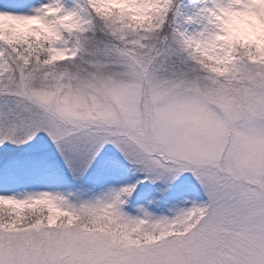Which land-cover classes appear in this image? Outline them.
I'll list each match as a JSON object with an SVG mask.
<instances>
[{
  "label": "snow or ice",
  "instance_id": "obj_1",
  "mask_svg": "<svg viewBox=\"0 0 264 264\" xmlns=\"http://www.w3.org/2000/svg\"><path fill=\"white\" fill-rule=\"evenodd\" d=\"M0 264H264V0H0Z\"/></svg>",
  "mask_w": 264,
  "mask_h": 264
},
{
  "label": "rangeland",
  "instance_id": "obj_2",
  "mask_svg": "<svg viewBox=\"0 0 264 264\" xmlns=\"http://www.w3.org/2000/svg\"><path fill=\"white\" fill-rule=\"evenodd\" d=\"M38 180L42 181L43 180V177L42 176H38L37 177ZM49 186L46 185L45 183L43 182H39V183H34V184H31L30 186L28 187H23V186H20V187H14L12 189V191H16V192H22V191H30V190H46L48 189Z\"/></svg>",
  "mask_w": 264,
  "mask_h": 264
}]
</instances>
